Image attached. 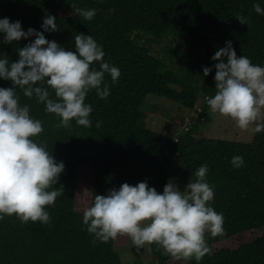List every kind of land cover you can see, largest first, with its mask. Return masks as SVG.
Wrapping results in <instances>:
<instances>
[{
	"label": "trees",
	"instance_id": "1",
	"mask_svg": "<svg viewBox=\"0 0 264 264\" xmlns=\"http://www.w3.org/2000/svg\"><path fill=\"white\" fill-rule=\"evenodd\" d=\"M73 3L81 9H97V14L90 21L73 15ZM256 3L264 8V0H0V19L19 20L24 31L43 32L44 18L55 16L59 30L44 35L66 50L75 51L76 35H91L102 46L104 61L121 72L115 83L105 74L102 87L106 84L110 90L106 99H100L95 89L86 95L85 103L93 108L91 127L80 126L75 119L70 128L59 126V116L17 87L20 104L28 105L30 116L43 125V132L32 139L46 144L49 154L65 165L57 184L49 189L62 187L64 194L45 207L49 224L24 223L16 215L0 219V264H124L115 239L100 242L83 223L84 210L95 196L107 195L125 182L135 186L142 181L163 193L170 179L194 181L203 164L209 166L206 179L214 191L209 205L223 215V233L215 237L205 233L211 251L200 261L181 260L184 264H264V234L238 247L213 248L264 229V131L255 132L251 142L198 136L210 110L207 98L216 93L215 52L230 40L238 56L264 66V15L255 12ZM238 15L250 26L242 24ZM143 35L156 43L168 40L165 53H152L141 42ZM3 36L0 33V58L7 56L10 62L19 59L20 47L36 38L5 44ZM90 67L99 70V62ZM204 67L212 68L207 76ZM12 86L0 77V87ZM149 94L196 111L178 138L148 127V112L142 106ZM156 111L154 106L152 112ZM234 156L243 157L242 167L232 165ZM150 246L158 264H172V256L160 245Z\"/></svg>",
	"mask_w": 264,
	"mask_h": 264
},
{
	"label": "clouds",
	"instance_id": "2",
	"mask_svg": "<svg viewBox=\"0 0 264 264\" xmlns=\"http://www.w3.org/2000/svg\"><path fill=\"white\" fill-rule=\"evenodd\" d=\"M253 7L257 14L264 15L259 3ZM71 8L73 15L88 21L98 11L81 9L74 3ZM236 18L249 25L244 16ZM42 28L43 32L34 28L24 31L21 21L0 19L3 43L36 37L17 50V61L10 62L7 56L0 58V77L13 85L0 87V219L16 215L24 223L49 224L51 217L45 207L54 205L57 197L64 194L62 187L49 189L57 184L65 165L49 154L46 144L32 139L43 132V125L30 116L28 105L20 104L16 89L44 103L48 113L61 118L59 126L70 128L75 119L78 125L91 127L93 108L85 103L86 95L95 89L100 99H106L110 90L106 84L102 87L105 74H110L115 83L121 72L104 61L103 48L91 35H76L75 51H71L44 35L59 30L55 16H46ZM212 60L219 62L214 65L216 93L207 98L211 113L232 118L242 130L255 124V132L264 131V123H257L264 121V66L253 64L247 56H238L230 40ZM94 62H99V70L90 67ZM211 71L204 67L203 75ZM49 89L55 99L50 98ZM231 163L242 167L243 157L234 156ZM208 171L207 164L201 165L195 171L196 179H190L183 191L173 179L164 186L163 193L150 188L147 181L135 186L125 182L119 189H109L107 195H96L84 210L83 223L100 242L126 235L138 250L155 243L176 259L200 261L211 251L205 233L221 235L224 222L223 215L209 205L214 191L206 179Z\"/></svg>",
	"mask_w": 264,
	"mask_h": 264
},
{
	"label": "rangeland",
	"instance_id": "3",
	"mask_svg": "<svg viewBox=\"0 0 264 264\" xmlns=\"http://www.w3.org/2000/svg\"><path fill=\"white\" fill-rule=\"evenodd\" d=\"M141 42H145L151 48L152 53L158 56H162L165 53V48L168 44V40L156 43L146 35L142 36ZM177 46L180 48L181 45ZM172 53L179 60L175 49ZM185 59H188V57ZM202 102V100L199 102L198 107L202 105ZM154 106L158 107L159 112H152ZM142 109L148 112L147 125L149 128L165 133L175 139L187 130L191 124L192 117L196 116L194 109L186 108L176 101L155 94H149L147 96ZM180 116H183L185 120H181ZM257 123H261V121H257ZM254 128L255 124L250 125L247 130H242L232 118L222 116L219 113H211L210 109L207 117L203 121L198 136L203 138L251 142L255 135ZM173 180L179 189L183 191L187 184L178 179L173 178ZM85 191L84 189L83 193ZM262 234H264V229L255 232H246L226 241L216 243L213 245V248L220 250L226 247H238L250 241L255 236ZM115 249L119 251L124 264H158L152 253L150 244H145L138 250L126 235H119L115 238ZM170 263L184 264V261L171 257Z\"/></svg>",
	"mask_w": 264,
	"mask_h": 264
}]
</instances>
